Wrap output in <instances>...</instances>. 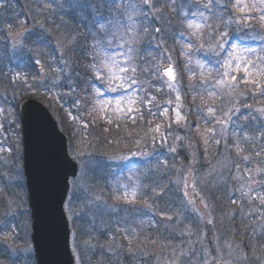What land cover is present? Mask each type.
<instances>
[{
  "label": "rangeland",
  "instance_id": "rangeland-1",
  "mask_svg": "<svg viewBox=\"0 0 264 264\" xmlns=\"http://www.w3.org/2000/svg\"><path fill=\"white\" fill-rule=\"evenodd\" d=\"M213 3L220 8L217 12L209 5ZM87 15L97 17L94 32H86L88 25L84 32L74 30L79 42H73L67 33L75 18L89 23ZM262 16L261 0H0V264H35L19 115L30 98L51 110L79 165L66 206L69 219L76 222L71 247L77 264H264V157L237 156L239 163L251 166L241 172L229 159L227 143L232 132L236 140L242 134L257 146V132L262 131L264 140L263 92L261 99L252 95L248 102L240 91L258 89L252 75L243 70L222 75L229 52L250 61L251 55L261 57L264 30L251 27V21L264 25ZM183 21L200 27H190L195 37L187 44L184 37L177 46L173 30ZM224 32L228 35L222 39ZM93 33L99 38L92 42L94 49L102 46L103 56L87 50L89 40L82 42L84 34L91 39ZM249 43L258 44L253 54L245 51ZM82 53L87 65L97 61L105 77L104 56H116L128 68L120 75L136 83L110 92L106 79H97L87 66L84 74L91 73L88 79L94 75L97 85L80 84L84 74L71 63ZM237 62L233 60V67ZM167 64L177 69L175 83L162 72ZM79 70L82 75L75 76ZM220 79L237 87L219 86ZM156 95L164 98L160 106ZM121 96L135 97L132 112L126 101L123 112L114 111V103L106 111L97 104ZM177 111L183 117L179 122ZM125 114L130 117L122 123ZM251 129L253 137L240 132ZM148 186L154 200L142 207L147 215L140 214L141 219L133 206L120 211V202L117 207L108 204H134L149 196L143 191ZM217 189L225 195L214 196ZM193 191L199 198L190 202ZM156 195L169 197L163 201L170 205L165 214L154 209L160 207ZM213 196L224 198L228 208L222 211Z\"/></svg>",
  "mask_w": 264,
  "mask_h": 264
},
{
  "label": "water",
  "instance_id": "water-1",
  "mask_svg": "<svg viewBox=\"0 0 264 264\" xmlns=\"http://www.w3.org/2000/svg\"><path fill=\"white\" fill-rule=\"evenodd\" d=\"M174 69L170 66L164 68ZM24 170L32 211V240L38 264H75L64 211L69 181L77 175L67 138L50 111L34 100L22 109Z\"/></svg>",
  "mask_w": 264,
  "mask_h": 264
},
{
  "label": "snow or ice",
  "instance_id": "snow-or-ice-1",
  "mask_svg": "<svg viewBox=\"0 0 264 264\" xmlns=\"http://www.w3.org/2000/svg\"><path fill=\"white\" fill-rule=\"evenodd\" d=\"M144 2L147 4V3L150 2V0H144ZM261 3H264V0H261ZM244 7L246 8L247 5H245ZM129 19H131V17H129ZM261 19H264V16H262ZM229 23H231V21H229ZM188 26L189 27H195L197 29L200 27V25H196V24H193V23H190ZM101 28H103V25H101ZM157 31H158V29H157ZM227 35H228V33L224 32V33L221 34V38L223 39L224 37H227ZM219 47L221 49H223V44L221 43L219 45ZM245 51H252V50L251 49H245ZM233 60L238 61L235 64L234 67H233V64H232ZM241 62H244L243 69H242V66H241ZM37 63H39V61H37ZM251 65H252V61L246 60V58L244 56L236 55L235 52H229L228 53V58L222 64V67L225 69V71L222 73V75H223V77H228L229 76V70H231V72H239V71L243 70L246 73V76L251 77L252 73L249 71V67ZM100 67L101 66H98V65H92V68L94 70L96 78L100 79L101 81H104L106 79V81H107V89L110 92H117L118 90H123L126 87H131V84H135L136 83L134 78H132L130 76L129 77H125V76L120 75V73L127 72L128 68L121 66V63L117 59L116 56H112V57L108 58L107 60H105L102 63V67L107 70V76L106 77L101 75ZM201 67H203V66H201ZM131 70L133 72L135 71L134 68L131 69ZM165 73L170 78L174 79L171 68L165 69ZM262 74H264V73H262ZM231 79H232V81H236L237 77L235 75H232ZM117 81H119V83H116ZM129 81H130V83H127ZM253 83L257 84L258 87L260 86L256 81H253ZM217 85L225 86V87H228V88L237 87L236 84H229L226 79H220L219 81H217ZM170 87H171V85H170ZM95 92H96L97 95H102L103 94V93L100 92L99 89H95ZM153 99H155V98L153 97ZM179 99H180V97L178 95L177 96V100H179ZM125 101H126L127 111L128 112H132L133 111V107L132 106L136 103V99H135L134 96H130V97L121 96L120 98L116 99L114 102L112 100H99V101H97V104L106 111L108 105H111V104L114 103L115 104L114 111L123 112L124 108H122L121 105ZM208 111L212 112L213 109L209 108ZM260 111H264V109H260ZM225 115H228V113H225ZM181 119H183V117L180 115L179 111H177L176 112V120H177V122H179ZM156 130L159 131V126H157ZM205 143H207V141H205ZM217 143H219V141H217ZM245 159H247V157H245ZM133 197H134V194H133ZM233 202H235V201H233ZM260 202L262 204H264V195L260 196ZM211 222L212 221L209 220V223H211ZM227 247L229 249H231V245H227ZM237 247H239V246H237ZM229 254H231V251L229 252ZM227 264H230V261L227 262Z\"/></svg>",
  "mask_w": 264,
  "mask_h": 264
},
{
  "label": "trees",
  "instance_id": "trees-1",
  "mask_svg": "<svg viewBox=\"0 0 264 264\" xmlns=\"http://www.w3.org/2000/svg\"><path fill=\"white\" fill-rule=\"evenodd\" d=\"M210 6H212V5H214V3L213 4H209ZM215 6V10H216V12L220 9V8H218V6L217 5H214ZM215 13V11H212L211 12V14H214ZM252 24L253 25H257V27H258V24H259V26H260V29L261 30H263V24L262 23H259L258 21H252ZM252 24H251V26H252ZM236 32V31H235ZM84 36L85 37H83V41H87L88 39H89V36L87 37V35L86 34H84ZM78 51V50H77ZM76 51V52H77ZM85 51V50H84ZM78 57V60H77V65H76V67H79V69L80 70H82V74H84L86 71H88V70H86V68H87V66H89L90 67V64H89V62H88V65L86 64V62H85V57H84V54L82 53V54H80V57H79V55L77 56ZM256 62V64H253L252 65V67H251V70H253V72H259V70L260 69H262L263 67H264V62H263V60L262 61H260V63L261 64H258L257 63V61H255ZM83 64H85V66L83 65ZM81 67H83V68H81ZM81 74V75H82ZM91 75V73L90 72H88L86 75L84 74L83 76H82V78H81V80H80V84H83V83H86L87 81V79H88V77ZM160 102H162V97H160L158 100H157V104L159 105V103ZM160 187V184L159 183H156V185H155V188H159ZM159 195H156V197H158ZM159 197H161L160 199H159ZM158 197V200H156L155 199V205H157V203L160 205V207H156V208H162V209H164V211H166V209L170 206V205H168V204H163V201L164 200H169L168 198H166L165 197V199L164 198H162V195L161 196H159ZM163 205V206H162ZM73 229L74 230H76V222H75V220L73 219ZM80 235V234H79ZM103 235V233L102 232H100L99 233V237H103L102 236ZM105 235V234H104Z\"/></svg>",
  "mask_w": 264,
  "mask_h": 264
}]
</instances>
